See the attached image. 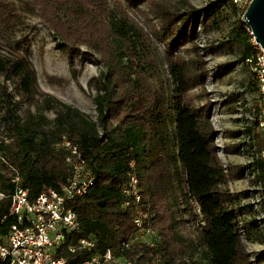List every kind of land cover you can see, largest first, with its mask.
Listing matches in <instances>:
<instances>
[{
    "label": "trees",
    "instance_id": "16d2710c",
    "mask_svg": "<svg viewBox=\"0 0 264 264\" xmlns=\"http://www.w3.org/2000/svg\"><path fill=\"white\" fill-rule=\"evenodd\" d=\"M22 1L67 54L72 75L75 56L99 68L87 84L96 115L39 91L30 41L10 37L24 27V20L0 3V135L9 139L0 145L6 160L0 164V240L13 223L8 217L13 174L30 201L47 189L58 190L70 177L67 151L60 147L66 139L77 146L94 177L87 194L67 206L78 218L76 237L95 242L90 251L62 250L67 264L106 250L135 264H251L247 244L264 240V128L259 90L245 63L254 53L242 18L246 8L231 0H214L204 8L188 0ZM125 5L148 10L155 21L147 20L148 27L164 45L162 55ZM199 21L205 33L208 26L226 27L223 40L210 51L228 47L224 54L236 58L231 68L246 72L241 87L256 94L245 110L248 118L240 119L246 127L235 132L242 140L234 153L249 159L240 176L246 175L254 188L239 195L230 191L226 166L216 153L211 104L207 100L206 107H195L188 97L198 88L207 99L206 67L195 44ZM81 48L89 52L81 53ZM160 69L169 82L167 90ZM234 97L240 95L225 96L224 105ZM131 162L142 200L125 207ZM254 197L257 202L242 203ZM137 211L148 214L144 229L159 237L154 249L142 243L133 224ZM188 224H195L191 234ZM124 242H130L128 247H122Z\"/></svg>",
    "mask_w": 264,
    "mask_h": 264
},
{
    "label": "rangeland",
    "instance_id": "374dc122",
    "mask_svg": "<svg viewBox=\"0 0 264 264\" xmlns=\"http://www.w3.org/2000/svg\"><path fill=\"white\" fill-rule=\"evenodd\" d=\"M188 1L197 8H204L214 0ZM121 2L126 3V0H121ZM0 3L8 5L18 17L24 20V27L20 31L10 34V37L14 39L26 37L30 41V60L36 71L39 91L95 118L96 114L90 97L91 92L87 84L91 78H95L98 75L99 68L89 60L81 63L80 57L75 56L72 61V68L75 73L72 75L67 54L58 48V42L55 41L50 29L36 16L30 14L24 1L0 0ZM125 6L128 16L134 19L149 34L157 52L162 55L164 45L158 39L153 38L150 33L147 20H150L152 25H155V21L145 6L139 7L138 11H135L129 5ZM200 21H202L201 18ZM200 21L196 27L198 35L195 44L198 54L203 57L206 67L204 91L207 99H205L203 92L198 88L190 91L188 97L195 107H206L207 100L211 104L209 121L215 132L214 146L216 153L223 165L226 166L230 191L235 195H239L245 191H253L254 188L251 187V181L246 175L244 177L240 176V170L249 163V159L245 153H234L233 147L242 140V138L237 139L235 132L241 131L246 127L245 121H240V119L248 118L244 113L250 106V101L256 98V94L252 90H244L241 87L246 72L242 71L240 67L231 68V64L236 61V58L232 55L224 54V50L228 49V47L223 46L221 50H215V54L210 51L212 45L214 46L216 42L223 40L226 34V27L217 29L214 25L212 27L208 26L205 33L202 30ZM180 51L182 53L183 50ZM80 52L89 51L81 48ZM91 54H93L94 58H97L96 54ZM218 70L219 73L217 72ZM160 74L163 86L167 90L169 82L165 71L160 69ZM0 82H2V79H0ZM6 86L9 90L11 89L9 84H6ZM231 94H239L240 98L235 99L234 97V99L228 100V103L224 105L225 96H230ZM45 114L49 119L53 118L52 112L48 111ZM257 198L254 197L242 203L257 202ZM194 228L195 224H188L185 229L191 234L195 231ZM246 248L250 253L251 264H264V240L261 245L247 244Z\"/></svg>",
    "mask_w": 264,
    "mask_h": 264
},
{
    "label": "built area",
    "instance_id": "2783aa9c",
    "mask_svg": "<svg viewBox=\"0 0 264 264\" xmlns=\"http://www.w3.org/2000/svg\"><path fill=\"white\" fill-rule=\"evenodd\" d=\"M231 2L245 9L251 0H231ZM248 31L252 36L249 28ZM251 43L254 53L245 60V63L249 66L259 90L262 117L260 127L264 128V51L254 41L253 36ZM2 141L5 144L9 143L7 137L0 135V145ZM60 147L67 151L65 164L70 169V177L58 190L47 189L34 201H30L28 191L19 186L18 174L16 172L13 174L11 181L15 189L8 209V217L13 219V223L0 240V264H67V258L61 254L62 250L76 254L79 251H90L95 247L94 240L76 237L79 231L78 218L67 206L68 202L87 194L94 177L76 145L64 139ZM0 164H6L1 150ZM134 167V162H131L123 190L125 207L131 203L138 205L142 200ZM2 198L3 195L0 193V200ZM147 219V213L137 211L133 217V224L142 233L143 238H146L142 239V243L154 249L159 237L154 230L144 229V221ZM129 244L130 242H124L122 247H128ZM155 261L157 263V259ZM79 264L135 263L106 250L104 253L88 256Z\"/></svg>",
    "mask_w": 264,
    "mask_h": 264
},
{
    "label": "water",
    "instance_id": "95a60500",
    "mask_svg": "<svg viewBox=\"0 0 264 264\" xmlns=\"http://www.w3.org/2000/svg\"><path fill=\"white\" fill-rule=\"evenodd\" d=\"M254 41L264 51V0H251L243 15Z\"/></svg>",
    "mask_w": 264,
    "mask_h": 264
}]
</instances>
